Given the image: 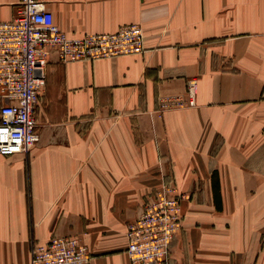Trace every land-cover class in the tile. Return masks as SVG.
Segmentation results:
<instances>
[{
    "label": "crops",
    "instance_id": "crops-1",
    "mask_svg": "<svg viewBox=\"0 0 264 264\" xmlns=\"http://www.w3.org/2000/svg\"><path fill=\"white\" fill-rule=\"evenodd\" d=\"M40 1L70 37L138 24L145 52H51L40 141L0 155V264H31L54 236L131 264L128 226L164 184L187 195L170 264H264V0ZM19 2L0 0V23ZM190 80L195 106L162 111Z\"/></svg>",
    "mask_w": 264,
    "mask_h": 264
},
{
    "label": "built area",
    "instance_id": "built-area-1",
    "mask_svg": "<svg viewBox=\"0 0 264 264\" xmlns=\"http://www.w3.org/2000/svg\"><path fill=\"white\" fill-rule=\"evenodd\" d=\"M51 52L62 64L140 55L145 52L140 25L114 33L70 37L55 23L45 2L20 0L15 17L0 23V155L27 154L39 141L36 109L47 84ZM197 81L188 82V99L165 97L162 111L196 104ZM173 184H164L128 226L127 254L131 264H169L170 245L183 224V201ZM31 264H92L78 236H55L33 244Z\"/></svg>",
    "mask_w": 264,
    "mask_h": 264
},
{
    "label": "rangeland",
    "instance_id": "rangeland-1",
    "mask_svg": "<svg viewBox=\"0 0 264 264\" xmlns=\"http://www.w3.org/2000/svg\"><path fill=\"white\" fill-rule=\"evenodd\" d=\"M143 29V28H142ZM143 33H144V31H143ZM144 40H145V36H144ZM188 89V88H187ZM157 192V191H156ZM178 194H181V195H186V194H182V193H179L178 192ZM187 199V198H186ZM183 222H184V213H183ZM182 226H183V224H182ZM182 229V228H181ZM181 229L175 234V237L173 238V240H172V242H171V245H170V259H171V246L173 245V242H174V240H175V238H176V236L178 235V233L181 231ZM55 237V236H54ZM53 238V237H52ZM128 248V247H127ZM169 264H170V261H169Z\"/></svg>",
    "mask_w": 264,
    "mask_h": 264
},
{
    "label": "trees",
    "instance_id": "trees-1",
    "mask_svg": "<svg viewBox=\"0 0 264 264\" xmlns=\"http://www.w3.org/2000/svg\"><path fill=\"white\" fill-rule=\"evenodd\" d=\"M216 173L217 172H214L213 174H215V176L214 177H216ZM215 195H216V197H217V202H218V200H220V190L219 189H216V184H215ZM220 208V207H219Z\"/></svg>",
    "mask_w": 264,
    "mask_h": 264
}]
</instances>
